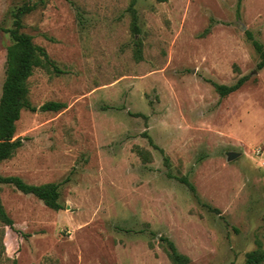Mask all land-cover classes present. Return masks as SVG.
Instances as JSON below:
<instances>
[{
    "label": "rangeland",
    "instance_id": "374dc122",
    "mask_svg": "<svg viewBox=\"0 0 264 264\" xmlns=\"http://www.w3.org/2000/svg\"><path fill=\"white\" fill-rule=\"evenodd\" d=\"M131 3L0 0V98L21 8L62 71L29 79L37 110L0 175L60 184L64 206L4 186L0 264H172L164 238L191 264L264 251V69L247 37L264 45V0H138V34ZM243 77L225 98L213 85ZM51 101L67 108L43 112Z\"/></svg>",
    "mask_w": 264,
    "mask_h": 264
},
{
    "label": "trees",
    "instance_id": "16d2710c",
    "mask_svg": "<svg viewBox=\"0 0 264 264\" xmlns=\"http://www.w3.org/2000/svg\"><path fill=\"white\" fill-rule=\"evenodd\" d=\"M138 0H132L129 12L132 16V29L134 34L140 32L138 26V16L135 6ZM165 3L169 0H156ZM34 9L32 7L21 8L15 16L14 28L7 30L12 38V44L7 48L6 78L2 87L0 98V165L13 159L17 152L24 146L25 139L17 137V123L21 119L23 111L35 112L37 109L30 100L29 79L36 69H44L49 72L61 74L62 71L52 61L47 51L34 43V38L23 32V16L29 14ZM248 39L252 42L261 61L259 70L264 69V45L255 39L248 32ZM248 81L247 77L240 78L233 85H221L213 83L221 98H225L240 90ZM67 108L62 102H47L41 107L43 112H60ZM142 157L143 151L138 152ZM144 158V157H143ZM145 159V158H144ZM169 164V159L166 158ZM178 181L186 185L192 193L197 194L195 186L187 177H179ZM4 186H13L25 195H32L42 201L48 208L60 211L64 209L61 202V185L48 183L43 185H33L26 183L19 176L0 175V194ZM208 206V205H207ZM209 207V206H208ZM211 208V207H209ZM0 221L6 226L13 228L14 222L9 217L0 198ZM168 244L167 255L172 264H191V259L181 254L176 245L167 238L162 239ZM264 251L256 250L247 254L245 264H263Z\"/></svg>",
    "mask_w": 264,
    "mask_h": 264
},
{
    "label": "water",
    "instance_id": "95a60500",
    "mask_svg": "<svg viewBox=\"0 0 264 264\" xmlns=\"http://www.w3.org/2000/svg\"><path fill=\"white\" fill-rule=\"evenodd\" d=\"M240 156V154L239 153H230L229 154V161H232V160H234V159H236V158H238Z\"/></svg>",
    "mask_w": 264,
    "mask_h": 264
}]
</instances>
